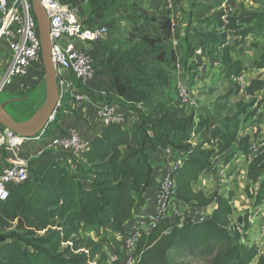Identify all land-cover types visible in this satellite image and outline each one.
I'll return each instance as SVG.
<instances>
[{
	"label": "trees",
	"instance_id": "obj_1",
	"mask_svg": "<svg viewBox=\"0 0 264 264\" xmlns=\"http://www.w3.org/2000/svg\"><path fill=\"white\" fill-rule=\"evenodd\" d=\"M152 1L103 0L84 22L105 23L117 10L123 11L117 19L125 25L117 24L111 32L114 37L102 44L112 80L110 91L98 102L115 104L137 121L127 129L120 124L105 127L86 151L56 156L61 163L56 158L34 161L28 180L10 188L0 203V264H101L98 245L81 236V227L110 226L122 235L146 190L156 185L152 155L166 151L184 157L168 177L173 198L190 208L211 204L216 208L196 222L160 215L136 237L133 264H183L185 257L188 262L199 259L200 264H264V249L257 255L240 243L241 234L230 220L229 198L192 187L211 170L214 157L224 156L227 165L240 154L246 161L247 198L254 208L264 203V144L252 154L244 127L257 112L243 103L232 107L230 94L212 105V113H178L170 107L168 86L178 65L171 40L173 22L170 10L159 11ZM252 2L261 12L239 21L224 0H193L180 41L183 66L198 54L221 66L225 79H237L244 62L231 57L230 34L238 44L249 36L264 41V0ZM253 66L264 69V51ZM260 93L264 94V83L250 81L246 95L254 98ZM63 115V110L57 111L55 121ZM213 121L217 125L212 126ZM201 134L209 143H219L220 150L204 148L198 141ZM251 186L256 189L250 191Z\"/></svg>",
	"mask_w": 264,
	"mask_h": 264
},
{
	"label": "rangeland",
	"instance_id": "obj_2",
	"mask_svg": "<svg viewBox=\"0 0 264 264\" xmlns=\"http://www.w3.org/2000/svg\"><path fill=\"white\" fill-rule=\"evenodd\" d=\"M192 1L188 0L186 9L178 15L176 12L170 11L173 21L171 40L178 57L177 69L171 75L168 86L170 106L174 108L176 106L178 113H212V105L220 97L230 94L229 102L232 107L238 103H243L249 106L251 111L256 110L257 112L256 117L250 119L244 126L250 138V148L253 154L264 144V94L260 93L251 98L246 95V88L252 80H261L264 83V69L258 70L253 66V61L264 51V41H256L253 36H249L242 44H238L239 39L230 34L231 56L233 59H241L244 62V68L237 79H225L224 69L221 66L214 65L198 54H195L184 67L180 41L189 20L188 15ZM225 2H227L226 7L229 9L230 15L239 21L252 13L261 12L260 6L253 3L252 0H224ZM122 12V10H117L114 15L106 18L105 23H100L109 27V38L106 42L114 37H112L111 32L116 29L117 24L125 25L124 22L119 23L117 19L122 17ZM96 25L99 24L94 26ZM194 27L199 31L203 29L199 25H194ZM252 43H257V48H252ZM8 64L9 53L0 37V86ZM38 78H35L34 86L28 90L13 91L6 88L1 91L0 105L10 100H16L6 105V110L15 120L28 119L43 103L45 94L44 75H39ZM185 96L186 99L184 100ZM115 106L114 112L116 113L119 106ZM124 125L127 126L128 124L124 123ZM215 125L217 123L213 121L212 126ZM198 141L204 143V148L220 150V144L209 143V138L205 134L199 136ZM233 149L236 150L237 148ZM55 155V151L35 142L24 145L21 152L23 160L28 161L32 168L35 160L57 159ZM223 157H214L211 162V170L201 175L192 184L193 190L195 192L200 191L205 195L215 194L220 198H229V205L233 211L230 220L232 226L241 234L240 243L246 249L255 251L259 255L264 249V203L254 208L253 203L247 198L245 190L248 182L244 157L238 154L227 165L223 163ZM183 158L182 154L170 151L152 155L150 163L154 171L153 177L158 185L157 195L146 208H143L144 205L141 204L136 206L134 217L124 227L122 235L113 233L110 226H104L98 230H88L85 226L81 227V236L92 239L98 245L97 259L101 260V264H133L134 261L131 259L134 250L133 243L139 234L149 229L148 226L152 222L150 219L153 215H162L165 211L170 215L172 221L180 216L182 219H192L195 222L201 220L202 217L212 215L216 208L215 204L207 207L190 208L178 203L174 198L167 200V203L165 200L160 202L161 198L164 197L161 187L166 185V178L177 168L178 164L183 163ZM255 189L254 186H251L250 191ZM187 260L188 258L185 257L182 260L183 264H200L199 259L193 262ZM178 261L182 263L180 259Z\"/></svg>",
	"mask_w": 264,
	"mask_h": 264
},
{
	"label": "built area",
	"instance_id": "obj_3",
	"mask_svg": "<svg viewBox=\"0 0 264 264\" xmlns=\"http://www.w3.org/2000/svg\"><path fill=\"white\" fill-rule=\"evenodd\" d=\"M40 1L49 19L51 58L59 102L56 112L50 118L51 126L34 140L22 138L0 126V151L15 155L10 165L0 168V203L6 201L10 188L25 183L29 178L32 167L28 161L19 157L24 145L39 143L55 151L57 157L58 154L76 156L87 150V143L76 132L59 130L58 122H55L57 111H78L81 105L88 102L95 107V117L104 126L122 121L114 112L115 105L94 104L87 95L89 83L94 78L93 59L89 49L108 40V26L85 25L80 19L78 9L69 0ZM0 17V37L9 53V64L0 93L6 88L13 91L28 90L34 86L35 78H38L40 72L44 75L38 27L30 0H0ZM100 94L101 97H106L104 90ZM57 162L61 163L62 160L57 158ZM168 177L166 185L161 187L164 195L161 203L163 200L167 203V200L173 198L174 187ZM159 216L150 220L154 221Z\"/></svg>",
	"mask_w": 264,
	"mask_h": 264
},
{
	"label": "crops",
	"instance_id": "obj_4",
	"mask_svg": "<svg viewBox=\"0 0 264 264\" xmlns=\"http://www.w3.org/2000/svg\"><path fill=\"white\" fill-rule=\"evenodd\" d=\"M69 1H71L73 5L78 9L80 19L84 23L90 16L92 10L103 0H69ZM187 2L188 0H171V3L169 4L168 0H153L152 5L157 10H161L162 8L168 9V7L170 6L169 10L171 12H176V14L178 15L186 9ZM89 54L93 59L94 78L89 83V90H87V95L91 97L94 104H102L104 102H98L100 98H104L101 97L100 93L102 92V90H104L105 94L110 91V85L112 80L111 74L105 64L106 53L102 50V44H96L89 49ZM40 75L42 76L41 72ZM95 99L98 100L95 101ZM171 108L174 111L177 110L176 106L175 108L174 107ZM117 109L118 110L116 111V113L122 118V121L119 123L122 128L127 129L129 128V126L136 123L137 118L134 114L127 112L125 109L121 107H117ZM63 113H64L63 118L58 122V124H60L58 125L59 130L60 131L71 130L76 132L80 136V138L87 143L88 147L92 139L95 137V135L99 134L106 127L101 123L100 120L96 119L95 107L88 102L81 105L78 111H74V112L66 111ZM124 123H127L128 125L125 126ZM160 153H164V152H160ZM19 157L23 159L21 154L19 155ZM14 159H15V155L13 153L0 151V168L10 165L14 161ZM181 165L182 164L180 162L177 167H180ZM157 188L158 185L156 182V185L150 186L148 190H146V193L144 194L141 203H139L141 205H144L143 208H146V206H149L150 203L153 202V199L157 195V190H156ZM163 214L168 217L170 216L167 213H165V211ZM157 216L159 215H153L151 218L154 219ZM129 223L130 222H128L127 224Z\"/></svg>",
	"mask_w": 264,
	"mask_h": 264
},
{
	"label": "water",
	"instance_id": "obj_5",
	"mask_svg": "<svg viewBox=\"0 0 264 264\" xmlns=\"http://www.w3.org/2000/svg\"><path fill=\"white\" fill-rule=\"evenodd\" d=\"M30 2L38 27L40 58L44 72L45 96L43 103L33 115L23 121L15 120L6 110V105L15 102V99L3 103L0 105V126L22 138L34 140L47 127L51 126L50 118L57 110L59 93L56 74L51 58L49 19L40 0H30Z\"/></svg>",
	"mask_w": 264,
	"mask_h": 264
}]
</instances>
